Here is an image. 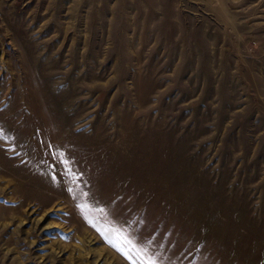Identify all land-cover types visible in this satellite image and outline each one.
<instances>
[{
  "label": "rangeland",
  "instance_id": "374dc122",
  "mask_svg": "<svg viewBox=\"0 0 264 264\" xmlns=\"http://www.w3.org/2000/svg\"><path fill=\"white\" fill-rule=\"evenodd\" d=\"M113 229L264 264V0H0V264H131Z\"/></svg>",
  "mask_w": 264,
  "mask_h": 264
},
{
  "label": "snow or ice",
  "instance_id": "6c2138e0",
  "mask_svg": "<svg viewBox=\"0 0 264 264\" xmlns=\"http://www.w3.org/2000/svg\"><path fill=\"white\" fill-rule=\"evenodd\" d=\"M105 238L107 242L120 251L131 262V264H145L141 258L144 250L138 248L134 243V240L129 238V236L122 230L113 229L110 234L105 235ZM133 252L136 253L135 257L131 254ZM146 264H156V261L149 257Z\"/></svg>",
  "mask_w": 264,
  "mask_h": 264
}]
</instances>
